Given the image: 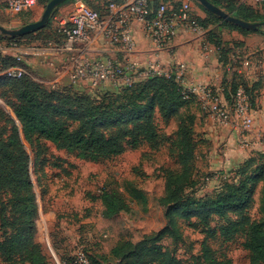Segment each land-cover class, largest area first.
I'll return each instance as SVG.
<instances>
[{
    "label": "rangeland",
    "instance_id": "rangeland-1",
    "mask_svg": "<svg viewBox=\"0 0 264 264\" xmlns=\"http://www.w3.org/2000/svg\"><path fill=\"white\" fill-rule=\"evenodd\" d=\"M6 1L0 0V24L6 27H18L37 20L45 7L38 1L26 11L11 14ZM106 1L87 0L92 6L104 5ZM178 1L182 0H160L167 8ZM193 3V13L197 11L204 17L210 16L207 21L211 22L213 28L211 35L227 43L225 53L229 58L233 56L236 68L241 67V59L250 58L252 53L258 54V61L264 58V26L257 32H242L230 28L218 16H211L197 1ZM55 10L57 17L64 16L69 10V3H63ZM40 69L43 68L38 62L28 67L34 77L46 79L40 76ZM2 71L0 75H4ZM107 85L102 83L90 87L82 83L80 90L87 91L92 97L119 90L110 85L107 88ZM225 95L224 100L230 104L231 91L228 90ZM148 96L156 100L155 95ZM16 104L10 85L0 83L1 139L7 138L13 127L21 132L13 112ZM184 110L163 117L155 103L150 109V121L162 140L161 145L152 149L142 143L117 156L96 161L81 159L49 141L38 142L34 139L29 144L21 136L29 156L28 171L37 205L33 219L35 241L40 244L49 264H86L89 258L94 264H117L119 258L113 255L114 249L122 241L127 242L129 249L144 241L159 246L167 255L159 259L163 264H209V255L215 257L217 264H252L249 252L243 246V237L223 241L210 233L225 229L234 220L244 217L260 225L264 231V171L258 173L257 163L248 165L243 172L242 177H248L250 193L240 207L228 208L203 219L189 207L181 206L177 196L174 200L168 198V176L184 175L187 168L195 183L186 193L196 198H213L224 181L236 182L239 179L232 170L250 156L246 155L248 151L236 153L233 146L232 152L227 150L230 152L228 154L223 150L225 142L210 141L206 123L211 117L196 98L188 108L195 118L196 147L194 157L186 168L187 144L180 139V121ZM143 117L141 112H137L121 124L99 122L95 130L103 136L113 137L146 120L147 117ZM75 126L79 127L77 124ZM236 144L241 146L242 143L236 141ZM236 156L242 159L228 163L231 159L235 161L236 158H233ZM106 192L117 193L130 207L128 212L119 211L114 223L106 217L102 201V195ZM0 264L30 263L25 256H14L10 261L0 258Z\"/></svg>",
    "mask_w": 264,
    "mask_h": 264
},
{
    "label": "trees",
    "instance_id": "trees-1",
    "mask_svg": "<svg viewBox=\"0 0 264 264\" xmlns=\"http://www.w3.org/2000/svg\"><path fill=\"white\" fill-rule=\"evenodd\" d=\"M38 1L46 5L49 0L36 2ZM70 1L67 0L64 3L68 4ZM84 1L101 16L108 13L109 4L121 5L125 2V0H108L104 5L92 6L87 0ZM208 1L244 21L264 22V10L242 0ZM148 3L152 9L150 16L153 17L162 2L148 0ZM180 4L181 1L172 4L167 11L169 12L172 8L177 9ZM206 11L211 16H215L210 11ZM56 12L54 9L44 27L30 35L21 37L0 35V39L6 43L16 42L21 45H32L36 44L35 42L45 44L50 40L61 42L62 36L57 32V24L54 21ZM193 14L199 24L207 29V39L216 47L218 60L223 67V94L227 95L230 90L232 96L235 89L242 85L249 93L251 105L255 106L254 86L252 88L247 86L243 75L237 72L233 56L229 58L228 53H225L227 43L211 35L213 28H211V22L207 21L210 16L199 17ZM222 22L242 32L260 30V28L245 29L226 21ZM13 65L19 64L11 55H0V70ZM227 66L230 67L227 68ZM26 69L28 74L17 78L0 75V83L10 85L13 97L17 100L13 112L21 128L20 132L17 127H13L7 138H0V258L10 261L14 256H25L30 264H49L40 244L35 241L33 219L37 205L28 171L29 156L25 151L22 138L29 144H32L34 139L38 142L49 141L67 152L75 153L81 159L92 161L117 156L126 149L137 148L142 143L148 144L153 149L162 142L150 121V109L157 103L163 117L185 109L180 121V139L187 144L185 151L187 168L188 162L194 157L196 147V135L193 128L195 118L188 108L196 98L194 94L183 88L173 75L148 76L117 91H106L100 97H92L86 93L87 91L74 90L75 87L72 86L51 88L34 80L27 67ZM147 95H155L156 100ZM137 112L147 117L146 120L120 131L116 136H103L95 130L99 122H108L107 124L111 125L121 124ZM76 124L80 128L76 127ZM252 163L258 164V173L261 174L264 171V153H251L246 160L232 170L239 179L236 182L224 181L213 198H196L186 193V190L195 183L192 173L187 168L184 175L168 176V198L174 200L177 196L181 206L189 207L203 219L214 213H222L228 208L240 207L250 193V187L247 185L248 177H242V175L246 167ZM102 201L106 217L112 223L115 222L119 211L130 210V207L114 192L103 193ZM210 234L213 237L222 238L223 241L243 237V246L249 252L251 263L264 264V231L260 225L248 218L234 220L225 229L213 230ZM113 255L119 258L117 264H163L159 261L160 257L163 255L167 257L159 246L151 245L146 241L134 249H129L127 242L122 241L115 247ZM207 259L209 264H217L213 255L207 256ZM88 261L94 264L91 258Z\"/></svg>",
    "mask_w": 264,
    "mask_h": 264
},
{
    "label": "built area",
    "instance_id": "built-area-1",
    "mask_svg": "<svg viewBox=\"0 0 264 264\" xmlns=\"http://www.w3.org/2000/svg\"><path fill=\"white\" fill-rule=\"evenodd\" d=\"M36 1L7 0L6 7L11 14H17L26 11ZM242 1L264 10V0ZM193 5V0H182L177 9L172 8L168 12L166 4L161 3L151 17L152 9L148 0H125L121 5L109 4L108 13L101 16L84 0H71L68 12L64 16L54 17L57 32L62 36L61 42L50 40L45 44L22 46L0 39V55H11L19 64L7 67L2 73L8 78L20 77L28 74L26 67H29L31 61H35L45 66L49 77L40 79L29 74L34 80L51 88L72 86L80 89L82 83L90 87L108 83L113 89H121L136 82L135 77L143 73L131 61L119 63L98 54L95 41L100 39L109 46L119 45L127 52L132 51L135 46L129 27L132 20L143 25L148 37L158 47L164 46L181 29L200 33L203 27L194 17ZM240 65L237 72L242 75L243 68L250 65L249 59L244 57L240 60ZM179 67L186 68L185 64ZM143 75L170 74L165 75L149 65ZM180 85L198 98L215 122L222 125L233 124L240 131L248 130L252 125L254 106L251 105L249 93L244 86L239 85L235 89L229 104L225 100H219L208 89H203L199 96L192 88ZM86 264L90 263L86 261Z\"/></svg>",
    "mask_w": 264,
    "mask_h": 264
},
{
    "label": "crops",
    "instance_id": "crops-1",
    "mask_svg": "<svg viewBox=\"0 0 264 264\" xmlns=\"http://www.w3.org/2000/svg\"><path fill=\"white\" fill-rule=\"evenodd\" d=\"M195 15L204 17L197 11ZM129 27L135 41L132 51L127 52L119 45L109 46L97 39L95 49L98 54L119 63L131 61L143 74L149 65H153L155 69L165 75H174L183 86L192 88L199 96L202 95L203 89H208L219 100L224 101L223 67L218 60L216 47L207 39V29L203 28L200 33L181 29L164 46L158 47L148 37L141 23L132 20ZM251 55V59L248 58L250 65L243 68L242 75L249 88L254 86L256 94L252 125L248 130L239 131L233 124L221 125L209 118L206 123L209 133L207 137L210 138V141L225 142L226 147L223 150L232 152L231 146H233L236 153L248 151L246 155L253 152L264 153V58L258 61L257 53ZM181 64H185L186 68L181 69L179 67ZM34 65H36L35 61H31L29 66ZM42 68L40 76L48 79L47 69L43 65ZM143 74H138L135 79L137 81L145 79L147 76ZM106 87L108 88L109 85ZM259 88L260 96H258ZM236 141L242 143L241 146L237 145ZM244 147L247 148L246 151ZM233 159L235 161L231 159L228 163L240 161L242 158L236 156Z\"/></svg>",
    "mask_w": 264,
    "mask_h": 264
},
{
    "label": "water",
    "instance_id": "water-1",
    "mask_svg": "<svg viewBox=\"0 0 264 264\" xmlns=\"http://www.w3.org/2000/svg\"><path fill=\"white\" fill-rule=\"evenodd\" d=\"M67 0H49L40 17L33 21L29 22L23 25H20L18 27H6L2 24H0V35L6 36V37H21L24 35H27L29 33H34L35 31H38L44 27V25L47 23L52 11L62 3L66 2ZM200 5H202L206 10L210 11L214 15L218 16L222 20L232 23L238 27L245 28V29H258L264 26V22H249L244 21L242 19H239L237 17L232 16L231 14L227 13L220 7L212 4L208 0H195Z\"/></svg>",
    "mask_w": 264,
    "mask_h": 264
}]
</instances>
